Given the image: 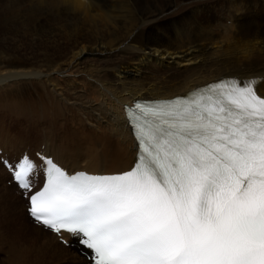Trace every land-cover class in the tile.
<instances>
[{
    "label": "snow or ice",
    "instance_id": "snow-or-ice-1",
    "mask_svg": "<svg viewBox=\"0 0 264 264\" xmlns=\"http://www.w3.org/2000/svg\"><path fill=\"white\" fill-rule=\"evenodd\" d=\"M257 82L222 81L128 106L138 162L121 174H69L50 156L36 153L38 164L25 153L10 171L29 216L72 234L93 264H264ZM38 169L46 183L27 196Z\"/></svg>",
    "mask_w": 264,
    "mask_h": 264
},
{
    "label": "bare ground",
    "instance_id": "bare-ground-1",
    "mask_svg": "<svg viewBox=\"0 0 264 264\" xmlns=\"http://www.w3.org/2000/svg\"><path fill=\"white\" fill-rule=\"evenodd\" d=\"M26 1L31 2L1 0L0 13L17 11L19 8L11 9L9 5L21 7ZM197 1L36 0L37 3L34 1L33 5L35 9L28 2V9L34 10L33 13L41 11L40 5L45 12L61 14L53 11L61 7L66 12L65 17L58 15L61 19L81 21L89 27L85 28L86 32L72 33L70 40L73 47L61 52L59 57L62 61L47 69H0V89L14 86L22 80L48 82L50 91L53 87L60 111L50 113L48 111L51 109H43L45 112L41 111L43 117L40 119L35 114L28 117L24 111L16 116L18 114L15 113L23 109L18 105L2 106L1 110H9L3 112L5 116L0 111L2 151L10 141L1 140L7 134L2 132L3 123L4 130L9 128L12 132L7 134L8 139L13 134L18 135V142L21 141L20 146H23L21 152L26 149L34 153L43 145L48 154L71 171L79 168L120 171L132 164L136 151V143L123 111L124 103H132L137 97L183 94L196 85L224 75L254 76L258 81L257 90L264 95V22L257 18L262 12L264 0L246 4L241 11L238 8L234 27L222 25L226 30L235 28V36H229L230 42L227 44L234 45V49L229 48L225 53L228 59L221 58V61L209 59V45L217 47L213 43L215 31L208 16L198 15ZM185 7H189L190 13H181L186 9L177 12L178 8ZM132 11L137 19L133 17L134 12L131 14ZM36 57V53L32 55V58ZM50 102L56 106L53 99ZM37 118L39 120L35 121ZM15 120L20 125L17 130L13 129L17 123ZM17 152L14 155L18 156ZM11 153L6 155L10 156ZM1 173L4 179L10 178L4 166ZM0 180V186L4 188L1 195L6 200L5 207L9 212L6 217L13 224V244L17 247L13 248L16 254L12 252V257L15 256L10 264H40L44 261L53 264H89L80 253L78 247L80 250L82 247L75 238L64 233L63 239L68 242L63 243L67 245L64 246L55 233L39 223L33 224L29 215L24 216L20 203L26 209V199L23 200L22 192L15 183ZM73 257L77 259L76 263L71 260Z\"/></svg>",
    "mask_w": 264,
    "mask_h": 264
},
{
    "label": "rangeland",
    "instance_id": "rangeland-1",
    "mask_svg": "<svg viewBox=\"0 0 264 264\" xmlns=\"http://www.w3.org/2000/svg\"><path fill=\"white\" fill-rule=\"evenodd\" d=\"M34 1L36 2V0H34ZM34 1L33 0H31V2L28 1L32 7H33V5H35ZM45 1H48V0H45ZM85 1H98V0H85ZM106 1L109 2L111 0H106ZM194 1H197V0H194ZM255 1L256 0H213L210 2V4H208L209 0H198L196 2V3H198L197 8L200 11V12H198V15L204 14V15L208 16L210 19L211 28H213V30L215 31L214 32L215 38L213 39V43H214V46H217V47L214 48V47H211V45H209L211 53L209 52L208 55L210 54V56H211V58L209 57L210 60L221 61L222 60L221 58L226 59L227 58L225 56L226 51L229 48L234 49V47H233L234 45L233 46L232 45L227 46V44H228V42H230L229 36L230 37L235 36L234 35V29L235 28L226 30V28L224 29L223 27L224 26L225 27L226 26L234 27L235 25L233 23V18L231 16V14L236 9L239 8L238 9V11H239L240 9H242V7L243 8L246 7V4H251V3H254ZM28 2L26 1L25 4H23V5L21 4V7H18L15 4L13 6L9 5V7L11 9L19 8V10H17L19 12H17V11L12 12L11 11V12L6 13V11H5L3 13H0V24H1L0 25V27H1L0 28V51H1L0 52V69H9V70H13V69H27V70H29L30 68L31 69H36V68L39 69L40 68L42 70L47 69L48 66L49 67L53 66V65L62 61V59L59 57V54L61 52L63 53L65 50L73 47V44H72L73 42H72V40H70L72 33H75V31L76 32H78V31L86 32L85 28L89 27L88 25L82 23L81 21L72 22V21H66L65 18L61 19V17H59L58 15L65 17L64 14L66 13L64 10H62L61 7L55 8V10H53L56 12H60L61 14L45 12V11H43V9L40 5H39V8L41 9V11L38 10V12L33 13L34 10H29L30 4ZM261 2H262V0H260V3ZM263 5H264V1H263ZM263 5L261 4L262 12L257 16V18L262 19V21L264 22V8L262 7ZM25 8H26V10H24ZM183 9L184 10L186 9V10L184 11ZM189 10H190L189 7L180 8V9L178 8L177 12L178 11L179 12L184 11L181 13L187 14V13H190ZM133 12L134 11H132L131 14H133ZM38 13L41 15H39ZM195 13H197V12H195ZM135 14L136 13L134 12L133 17H135L137 19V15H135ZM42 15H45V16H42ZM55 16H56V18H55ZM5 18H7V19L5 20ZM32 20H33V22H32ZM26 21H27V23H26ZM222 25H224V26H222ZM51 26H52V28H51ZM31 27H33V28H31ZM52 29H54V30H52ZM180 29L183 30V28H181V27H180ZM216 29H217V31H216ZM219 29H220V31H219ZM187 31H189V27H188ZM22 32H24V33H22ZM35 32H36V34H35ZM230 32H232V34ZM224 36L226 37V39ZM215 41L217 42V44H215ZM224 42H227V43H224ZM35 53L38 55V57H36L34 59V58H32V55ZM219 53H220V55H218ZM37 59H39L38 60L39 62L37 61ZM52 88L53 87H51V91H52V93H51L50 85L48 82H46V81L42 82V81H40V80L38 81L36 79L22 80V81H19L18 83H16L14 86L5 87L4 89L1 88L0 89V111H1V114L3 115L4 111H9L8 109L7 110H4V109L1 110V107L4 105H6V106L7 105L12 106L13 105L16 107L20 106L19 107L20 109L23 108L22 110H19V112L15 113V114H18L16 116H20L19 114L23 113V111H24L26 113V116H28V117L31 114H35V115H39L40 119H41V117H43L41 115L42 114L41 111L45 112V110H43V109H47V110L51 109L48 111L50 113H51V111L54 113L60 112L59 106L57 105V98H56L55 94L53 93ZM51 99H53V101L55 102V105H56L55 107L53 105H51V102H50ZM70 111H72V110H70ZM3 116H5V115H3ZM47 117H48V115H47ZM1 118L3 119L2 116H1ZM13 120H14V118H13ZM31 120L33 121L32 118H31ZM36 120H39V119L37 118V119H35V121ZM19 126L20 125L17 122L13 129L17 130L19 128ZM1 129H2V132L5 131V132H7V134L8 133L12 134L11 129L9 130V128H8L7 131L4 130L3 123L1 124ZM7 134H5L1 137V140H3L4 142L7 140H10L8 142L7 147L3 146L4 142L2 143V146H3L2 154L11 153L13 151L14 152L18 151L17 153L20 154L23 146L22 145L20 146L21 141L18 142V135L13 134V137L11 139H8ZM9 147H10V149H9ZM14 152L11 153V155L9 154L10 156H8V157H17L16 155H14ZM2 167L3 166L0 164V174H1L0 178L5 182L8 180L7 178H9V176L5 179L2 177V173H1ZM3 189L4 188H1V186H0V190H1L0 196L3 195V191H2ZM23 200H25L24 197H23ZM0 204H1L0 205V264H10V262L12 261L13 257L16 254L15 250L13 248H17V247H14V244H13L14 243L13 230H12L13 224L6 217V213L8 214L9 212H8V209H6V207H5L6 206V200L3 199V196L0 197ZM20 205H21V209H22L24 216H27L28 214L26 212V209L24 208V206L21 203H20ZM5 221H6V223H4ZM32 223L34 224L33 221H32ZM10 227H12V228H10ZM11 243L13 244V246ZM64 246H67V245H64ZM78 248H79V251L81 253L82 251L80 250V247H78ZM9 249H11L12 251H10ZM12 252L15 253L13 257H12ZM82 255L85 257V260L89 261L87 259L86 255H84V254H82ZM73 258L74 259H71V260L73 261V263H76L77 259L75 257H73ZM57 262H59L58 259H57ZM40 264H53V262L44 261V262H41Z\"/></svg>",
    "mask_w": 264,
    "mask_h": 264
}]
</instances>
